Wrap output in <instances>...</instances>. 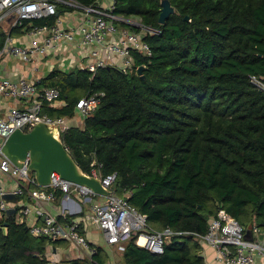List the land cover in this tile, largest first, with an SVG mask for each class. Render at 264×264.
Returning <instances> with one entry per match:
<instances>
[{"label": "trees", "instance_id": "trees-1", "mask_svg": "<svg viewBox=\"0 0 264 264\" xmlns=\"http://www.w3.org/2000/svg\"><path fill=\"white\" fill-rule=\"evenodd\" d=\"M170 1L179 12L162 24L161 0H115L116 13L140 20L132 29L156 30L145 35L152 55L133 53L143 73L57 68L38 83L60 87L63 104L45 102L43 109L66 119L80 98L102 93L83 126L61 133L64 144L85 172H116L113 190L147 215L150 229L191 232L172 236L162 254L134 236L125 243L126 264H205L193 233L205 234L220 208L243 226L264 225V90L250 78L264 77V0ZM5 39L0 26V48ZM70 218L61 217L76 220ZM55 242L34 236L16 213L0 215V264H50L47 250ZM94 257L106 264L103 248Z\"/></svg>", "mask_w": 264, "mask_h": 264}, {"label": "built area", "instance_id": "built-area-1", "mask_svg": "<svg viewBox=\"0 0 264 264\" xmlns=\"http://www.w3.org/2000/svg\"><path fill=\"white\" fill-rule=\"evenodd\" d=\"M60 7L66 8L68 15L82 12L83 18L77 29L66 25V20L60 12ZM115 0L108 5L100 1L84 5L78 0H0V25L7 24L6 39L0 48V59L16 57L23 62H34L38 57L77 45L79 48L92 47L91 55L97 58L82 66L96 72L99 67L115 66L125 73H133L139 67L135 65L133 53L144 56L152 55V48L145 39L147 27L141 32L132 26H142L133 18H128L114 11ZM56 16L52 24L34 26L29 30L32 37L30 45H19L10 32L23 24L24 20L42 19ZM128 24V25H123ZM119 34L117 40L110 41L112 35ZM104 51L105 57H101ZM121 59V60H119ZM251 82L264 90V77L251 75ZM40 81L30 80L20 76L12 79L0 77V98L3 100L25 101V106L13 105L0 116V215L11 206L16 208V218L20 223H26L34 236H49L53 240L65 239L87 253L86 264H98L94 255L98 246L91 243L78 220L63 221L47 207L48 202L55 201L56 192L61 190L67 200L77 194L81 203L76 202L69 213H83L89 210L86 218L92 221L102 232L105 240L111 246L125 250V243L134 236L136 244L148 248L153 253L162 254L165 244L176 234L170 228L164 230L150 229L147 215L140 212L125 196L115 191L108 196L95 193L90 187L63 179L58 172H53L52 182L48 189H43L35 176H29L27 158L19 167L4 154L3 147L8 137L18 128L27 124L26 131L34 128L39 122L57 124L60 132L69 128L67 119L63 116L54 117L44 111L45 102L55 103L61 95L58 86H40ZM102 93L88 94L77 101L76 109L85 119L100 103ZM94 175H98L93 171ZM102 177V183L113 190L117 173ZM5 193H13L18 197L16 203L3 198ZM105 197V199H104ZM29 199V200H28ZM104 199V200H103ZM37 206V210H36ZM85 207V208H84ZM40 220H35V214ZM253 239L245 237V228L238 219L225 208H220L209 221L205 234H198L200 239L210 243L217 251L218 258L225 264H257L256 254L264 258V232L259 226L253 228ZM48 256V255H47ZM50 264H59L52 259Z\"/></svg>", "mask_w": 264, "mask_h": 264}, {"label": "crops", "instance_id": "crops-1", "mask_svg": "<svg viewBox=\"0 0 264 264\" xmlns=\"http://www.w3.org/2000/svg\"><path fill=\"white\" fill-rule=\"evenodd\" d=\"M113 0H100V3L103 5H108ZM66 12V8L61 14L64 16L66 20L65 24L70 25L77 29L79 25V21L83 18L82 12H77L73 16L68 15ZM3 30L6 32L8 25L2 24ZM7 26V27H5ZM12 35L15 38V43L19 45H30L32 41V37L29 34V30L27 28H12L10 30ZM119 38V34L112 35L110 37V41H115ZM92 47L79 48L77 45L68 48L61 49L59 52L50 53L45 57H38L34 62L26 63L21 59L16 57H3L0 59V77L7 76L12 79H16L20 76L28 77L33 81H41L45 78L52 70L54 69H62V70H72L81 68V65L84 66L89 62L95 61L97 58L91 55ZM101 57H105L104 51L101 52ZM121 60V59H119ZM27 103L25 101H13V100H3L0 98V116L3 115L5 110L13 105L25 106ZM62 101L55 102V106L62 105ZM69 125H84V118L82 115L76 111V114L72 118L67 119ZM72 200H67L65 195L62 194L56 198L55 201L48 202L46 207L55 215L59 216L60 219H67V217H71L70 219H76L81 222L82 229L91 243L103 248V253L106 254V264H126L124 259V253L117 246H111L105 240L101 230L92 222L87 220L84 217L89 214V210L85 207V212L83 213H69L74 204L77 206L76 202L81 203V198L77 194L71 195ZM36 206V210H37ZM35 220H40V216L36 213L34 216ZM260 229L264 232V225L259 224ZM257 224L254 225H245V230H251ZM253 232V229H252ZM199 234V233H198ZM254 235V233H253ZM198 240L200 241V253L204 257L205 264H225V262L218 258V254L216 249L208 242L200 239L198 235H196ZM54 245H50L47 250L48 258L50 262L52 259H57L59 264H71L70 262L74 259H81L86 261L88 259L87 253L81 248L74 245L69 240L58 239L55 240ZM257 264H264V258L260 254H256Z\"/></svg>", "mask_w": 264, "mask_h": 264}, {"label": "water", "instance_id": "water-1", "mask_svg": "<svg viewBox=\"0 0 264 264\" xmlns=\"http://www.w3.org/2000/svg\"><path fill=\"white\" fill-rule=\"evenodd\" d=\"M161 5L159 20L162 24L172 13L179 12L170 0H161ZM184 19L190 20V16L186 15ZM147 28L151 34L156 33L155 29ZM144 69V65L140 66L139 72L143 73ZM26 127L27 124L23 125L8 137L3 152L13 164L19 167L23 166L29 158V176H35L43 189L49 188L52 173L58 172L63 179L90 187L99 195L108 196L114 192L102 183L100 175L90 174L80 167L64 144L57 124L39 122L29 131H26ZM3 198L11 203L18 201V197L13 193H5ZM6 213L9 216L14 215L16 208L11 206ZM245 237L253 239L252 230H248Z\"/></svg>", "mask_w": 264, "mask_h": 264}, {"label": "rangeland", "instance_id": "rangeland-1", "mask_svg": "<svg viewBox=\"0 0 264 264\" xmlns=\"http://www.w3.org/2000/svg\"><path fill=\"white\" fill-rule=\"evenodd\" d=\"M133 19H134L136 22H138L139 24L141 23L140 20H139L138 18H134V17H133ZM5 27H7V26H5ZM7 29H9V28H7ZM13 101H15V100H13ZM104 199H105V197H104ZM104 199H103V200H104Z\"/></svg>", "mask_w": 264, "mask_h": 264}]
</instances>
